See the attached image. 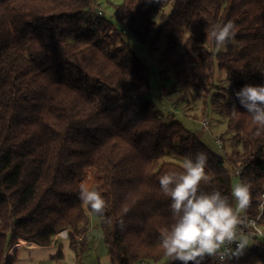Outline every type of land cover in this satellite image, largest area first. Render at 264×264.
<instances>
[{
  "label": "trees",
  "instance_id": "1",
  "mask_svg": "<svg viewBox=\"0 0 264 264\" xmlns=\"http://www.w3.org/2000/svg\"><path fill=\"white\" fill-rule=\"evenodd\" d=\"M165 1L116 5L114 16L126 27L119 30L104 13L86 17L95 0H0V264H14L22 239L47 245L68 229L74 245L91 220L79 198L80 185L91 175L107 202L98 216L113 264L159 261L165 257L161 232L174 222L159 177L182 170L176 162L159 161L178 148L193 158L207 154L210 179L201 190H219L230 201L233 172L239 170L253 196L240 216L259 213L264 135L255 136L256 125L236 92L264 85V0ZM170 1L168 19L159 26L170 44L159 62L174 65L177 82L186 87L204 89V81L198 87L189 80H202L200 69L212 71L211 26H236L239 46L216 59L230 85L212 97L241 145L226 157L145 95L150 68L134 49L99 38L101 26H115L121 35L128 30L146 41L157 27L154 15ZM183 40L187 55L177 50ZM190 54L201 60L191 72ZM260 223L264 230V214ZM57 256H63L61 249ZM204 264L222 262L211 257ZM224 264H264V243Z\"/></svg>",
  "mask_w": 264,
  "mask_h": 264
},
{
  "label": "rangeland",
  "instance_id": "2",
  "mask_svg": "<svg viewBox=\"0 0 264 264\" xmlns=\"http://www.w3.org/2000/svg\"><path fill=\"white\" fill-rule=\"evenodd\" d=\"M95 1L90 8L91 10L86 13V17H94L97 14V10L101 9L106 18L115 21L116 27L119 30L126 28L124 23L117 20L114 16L116 5L122 3L124 0ZM160 1L166 2L165 0ZM172 6V1L167 2L154 15L157 27L146 41L139 40L128 30L121 35V33L116 31L115 26H109L108 29H104V26H101L100 30H98L99 38L106 39L115 47H122L127 43L134 49L150 68L149 85L144 88L146 91L145 95L152 99L155 106L166 115H171L172 118L182 123L191 134L197 136L212 152L226 157L234 148L241 149V145L237 142L235 132L229 128L228 114L217 110L212 103L214 92L225 91L230 85V81L227 80L226 71L219 68L216 59L218 53L236 49L239 46V42L234 38V41L228 45L227 50L221 51L216 50L214 42L209 43L210 50L214 54L212 71H207V74L200 69L202 80L198 82L194 79H190L192 81L189 80V82H192L189 86H195V83H197L198 87L204 81V89L186 87L184 86L185 82L182 85L179 84L175 76L177 68L167 62H159L165 49L170 44L168 35L162 33L159 26L168 19ZM96 25L95 29L98 28L99 23ZM177 50L187 55L185 40L177 46ZM188 58L187 69L191 72V66L201 63V60L196 55L191 54ZM205 117L209 121L207 127H204L202 122ZM186 156L179 148L178 150H170L160 159L159 165L164 161H173L182 165V161ZM238 182H240L239 178L234 176L233 183ZM84 183L99 185L100 182L97 176L91 175L86 178ZM89 216L91 220L83 237V246H81L82 241L80 239H77V242L73 245L69 234H66V232L62 234L58 233L54 236L51 245L48 247L21 248L17 253L14 264H113L105 241L101 219L98 215L89 214ZM60 236H67V238L60 240ZM243 236L247 237L246 248L258 247L264 243V234L255 238ZM60 249L63 253V257L61 258L57 256L60 253ZM167 261V257H163L159 261H153L149 264H166Z\"/></svg>",
  "mask_w": 264,
  "mask_h": 264
},
{
  "label": "clouds",
  "instance_id": "3",
  "mask_svg": "<svg viewBox=\"0 0 264 264\" xmlns=\"http://www.w3.org/2000/svg\"><path fill=\"white\" fill-rule=\"evenodd\" d=\"M236 26L233 21L214 24L207 32L208 39L214 41L216 50H227L234 41ZM240 104L250 114L256 125L255 136L264 135V85H245L236 92ZM234 111L235 108H233ZM208 156L198 152L193 159L186 156L180 171L172 170L159 177L163 195L171 200L170 209L174 222L160 235V247L165 257L179 264H204L207 258L217 257L224 264L233 256L242 255L247 246L240 225V213L252 204V184L242 180L235 183L229 197L219 190H201L202 182L210 179L206 169ZM79 198L90 215H103L107 202L96 184L82 183ZM125 208L124 212L127 213ZM120 227H125L123 219ZM236 245L235 252L230 246ZM227 248L224 252L222 249Z\"/></svg>",
  "mask_w": 264,
  "mask_h": 264
},
{
  "label": "built area",
  "instance_id": "4",
  "mask_svg": "<svg viewBox=\"0 0 264 264\" xmlns=\"http://www.w3.org/2000/svg\"><path fill=\"white\" fill-rule=\"evenodd\" d=\"M95 8V7H94ZM104 12L101 9L97 10V14H103ZM204 127H207L209 125V121L208 118H204V120L202 121ZM233 176L236 177H241V172L239 170H235L233 172ZM264 214V190L262 192V196H261V203H260V211L257 215L255 216H246V215H242L241 218L243 220V223L240 225V230L242 232L243 235L255 238L258 237L259 235L264 234V230L262 227V224L260 223L261 218ZM231 251L235 252L236 250V245L232 244L230 246ZM222 251L227 252L228 249H222ZM235 256L232 257V259ZM150 262H146V261H142V262H138L137 264H149Z\"/></svg>",
  "mask_w": 264,
  "mask_h": 264
},
{
  "label": "crops",
  "instance_id": "5",
  "mask_svg": "<svg viewBox=\"0 0 264 264\" xmlns=\"http://www.w3.org/2000/svg\"><path fill=\"white\" fill-rule=\"evenodd\" d=\"M66 232V234H69V237H70V234H71V231H69L68 229L67 230H63V231H60L59 233L60 234H62V233H65ZM246 236V235H245ZM83 237H84V235H79L78 236V238L79 239H83ZM60 240H63V239H66L67 238V236H60ZM71 238V237H70ZM247 238V237H246ZM251 238V237H250ZM51 245V243L50 244H47V245H41V244H38V243H36V242H34V241H27V240H20V242L18 241V243L16 244V251H17V253H18V251L21 249V248H23V247H29V248H42V247H48V246H50ZM63 257V256H62ZM60 258H61V256H60Z\"/></svg>",
  "mask_w": 264,
  "mask_h": 264
}]
</instances>
